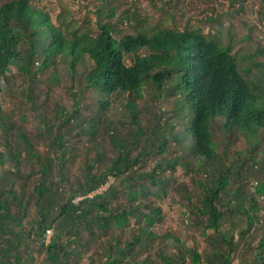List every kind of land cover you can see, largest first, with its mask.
<instances>
[{
    "label": "trees",
    "instance_id": "obj_1",
    "mask_svg": "<svg viewBox=\"0 0 264 264\" xmlns=\"http://www.w3.org/2000/svg\"><path fill=\"white\" fill-rule=\"evenodd\" d=\"M32 2H0V93L7 85L15 94L12 86L19 79L29 83L40 80L47 88L51 85L45 95L55 97L58 104L53 108L45 105L46 113L40 116L52 138L51 149L60 151V164L83 134L97 142L95 148H105L97 140L104 138L115 154L103 158L104 153H99L102 168L98 173L91 172L95 161L89 158L86 181L80 180L76 189L68 193L54 189V183L45 180L53 157L42 155L21 126L26 120L21 109L24 104L7 113L0 101L4 140L0 166L11 160L19 169L22 153L27 151L36 158L41 174L34 187L38 218L33 225L38 229L31 231L25 230L31 197L27 199L24 190L18 192L14 187L13 178L19 170L13 174L5 168L0 175V264H23L24 250L34 234L48 253L46 264H68L69 258L81 256L90 242L105 251L104 264H119L120 255H141L156 236L151 228L162 210L151 197L166 193L165 172L180 166L186 175L191 170L200 174L197 165H204L202 173L208 178L188 184L196 186V203L186 195L204 220L203 234L214 241L216 251L204 258L197 249L185 247L175 257L160 255L162 262L188 264L189 257L190 264H231L238 248L235 240L249 239L252 259L241 264H264V226L259 218L263 210L259 199L264 197V47L234 53L233 38L225 44L220 34L205 33L200 27L170 28L164 26V20L146 26L137 6L131 15L115 20L118 7L109 0H102L98 9L94 34L62 18L56 23L50 12ZM122 19L133 22L132 32L121 27ZM61 65L70 70L73 90L80 83L73 100L66 94L57 95L54 88L64 78ZM36 89L29 84L21 99L32 103V111L44 106ZM219 133L225 136L226 146ZM241 137L248 140L249 147L234 149L232 144ZM153 155L157 158L155 168L141 171L144 161ZM217 158L226 164L225 170L215 167ZM59 173L65 181L63 170ZM110 177L117 179V184L91 197ZM252 178L258 179L254 189L245 180ZM117 193L127 199L119 212L109 201ZM79 197L83 199L77 203ZM226 205L231 218L222 208ZM134 206L146 207L148 212H139L145 225L132 240L110 237L102 241L113 226L125 228L132 216H138ZM238 214L246 217L242 226ZM227 221L237 233L223 229ZM50 230L53 233L48 238ZM209 230H213L210 236ZM78 264L98 263L88 260ZM142 264L153 262L147 256Z\"/></svg>",
    "mask_w": 264,
    "mask_h": 264
},
{
    "label": "rangeland",
    "instance_id": "obj_2",
    "mask_svg": "<svg viewBox=\"0 0 264 264\" xmlns=\"http://www.w3.org/2000/svg\"><path fill=\"white\" fill-rule=\"evenodd\" d=\"M12 0H0V2H10ZM116 5V18H122L123 16L131 15L136 6L139 10L141 18L147 22L146 26L158 25L162 20L164 26L170 28L180 27L183 29L187 26L200 27L205 33H212L214 35L220 34L223 37L224 43H230L233 38L235 43L234 53H242L246 49L256 50L257 47H264V0H109ZM172 1V2H171ZM102 0H33L32 4L36 5L40 9H44L50 12L53 19L57 23L59 19L66 20L69 23L78 24L79 27L85 28L84 30H91L92 33L97 34L98 23V9L102 6ZM104 20H106L104 18ZM133 22L123 20L121 27L127 32H132ZM77 28V27H76ZM75 29V28H74ZM246 37H250L247 41H241ZM261 62H264V56L261 57ZM127 61L130 64L131 58L127 57ZM52 72V70H50ZM60 72L63 73L62 84L54 86L57 95L61 96L66 94L70 100H73V92H76L80 88V83H76V90H73L72 77L67 65H61ZM19 79V78H17ZM19 81V82H18ZM18 84L12 86L16 90L15 94H11L7 85H4L3 92L0 93V101L4 105V109L7 113H12L19 110V106L23 105L24 114L26 116L25 122L21 125L23 130L29 135L35 147L42 153V155L50 153L53 157V167L48 173V179L45 180L50 183H54V189H61L64 193L70 192L72 189H76L79 185V181L85 180V176L89 171L86 170L85 164L87 160L91 158L95 161V168L93 173H98L102 168L98 162L99 153L106 155H114V150L110 147L109 143L104 139L98 137V142L102 141L105 148H95L97 142L89 141V134H83L80 141L74 142L70 147L68 154L62 164L57 160L60 151H54L51 149L52 138H49V133L45 127L44 122L40 116L41 112L46 113L45 105H52L55 107L58 102L55 97H46L45 93L48 90L44 83L40 80L34 83L29 81L18 80ZM29 84H33L37 95L39 96V102H43L44 106L39 108H33L35 111L30 110L32 103L24 102L21 99L25 98V94L28 92ZM59 99V98H58ZM87 99L84 103H88ZM27 104V105H26ZM73 105V103H69ZM33 107V106H32ZM82 110L86 108L81 107ZM85 111V110H84ZM16 112L15 119H18ZM53 114V113H52ZM146 122V121H145ZM79 129V128H78ZM80 132V130H78ZM72 133V132H71ZM72 136V134H70ZM218 137L220 141L226 146L225 136L219 133ZM224 145L222 147H224ZM234 149L237 147L245 149L249 147L248 140L245 137H241L237 142L233 144ZM4 150V140L0 129V151ZM264 156V155H263ZM170 157L172 155L170 154ZM264 161V157H262ZM221 158H217L214 164L216 168L221 170L226 169V164H221ZM157 158L155 155L146 159L143 163L141 171H151L155 168ZM220 163V164H219ZM5 167L0 166V175L6 168L9 173L16 174L19 170V174L14 177L15 189L25 191V196L28 199L31 197L29 206V216L25 220V230L38 229L33 222L38 218V209L35 206V193L34 187L41 181V174L39 172V166L36 158H31L27 151H23L21 156V163H19V169L15 164L8 160ZM201 170L200 174L190 171L189 175H186L182 167L177 166L175 169L167 170L164 174L166 193H162L161 197H151L152 201H155L157 206H160L162 213L161 218L151 228V231L156 235L149 241V247L141 255L135 256H119V264H142V260L149 256L153 264H164L160 255L165 257H175L181 249L185 247L197 249L204 258H208L215 252V243L211 241L207 236L203 234L205 228V222L199 217L196 210H193V206L188 203L186 194H190L193 198V203H196V186L188 185L191 181L201 178H208L207 174L202 173L205 169L204 165H197ZM63 170L65 181L62 180V176L59 170ZM162 175V174H160ZM127 176V175H126ZM125 176V177H126ZM209 180V179H208ZM250 183V188L254 189L255 184L258 183L257 178L252 180L245 179ZM208 182V181H207ZM117 184V179L110 177L107 184H104L99 190L92 193L90 196H94L97 193H105L109 191V187ZM59 187V188H58ZM236 188V184H233ZM232 187V188H233ZM155 189V188H154ZM156 191V189H155ZM201 192V191H200ZM199 192V193H200ZM198 193V194H199ZM83 197L77 198L78 203ZM227 203V197L224 198ZM110 203L113 205V209L119 212L122 207L127 205L126 196L123 193H117L109 198ZM261 208L263 209L259 215L262 225L264 226V197L259 199ZM194 205V204H193ZM228 214V206L222 207ZM134 210L138 216H132L128 225L125 228L113 226L108 230V233L102 236L101 240L110 237H122L123 240H132L131 236L145 225V218L141 213H147V208L143 206H134ZM239 215V214H238ZM235 217V216H233ZM238 225L246 223V217L242 214L239 215ZM233 223L227 221L224 230H228L231 233H237ZM213 230H209L207 234L210 236ZM52 231L48 233V238L52 236ZM234 233V234H235ZM179 239L176 241L175 239ZM36 235L34 234L28 240V249H25L23 264H46L47 251L43 249V246L38 242ZM249 239H237L235 243L238 248L234 253L235 256L231 264H241L242 260L252 259V249L249 247ZM49 240L46 239V243ZM26 252H29L27 254ZM81 256L71 257L67 261L68 264H78L80 261H96L98 264H104L106 257L105 251L96 242H90L89 246L84 248ZM188 257V255H187ZM190 258L188 257V264H190ZM203 264H211L203 262Z\"/></svg>",
    "mask_w": 264,
    "mask_h": 264
}]
</instances>
